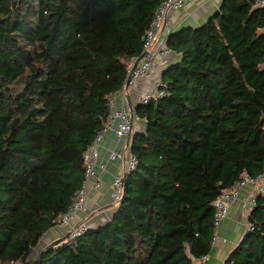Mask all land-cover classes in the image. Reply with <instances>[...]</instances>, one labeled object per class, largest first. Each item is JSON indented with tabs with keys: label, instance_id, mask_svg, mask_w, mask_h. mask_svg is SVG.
I'll list each match as a JSON object with an SVG mask.
<instances>
[{
	"label": "trees",
	"instance_id": "obj_1",
	"mask_svg": "<svg viewBox=\"0 0 264 264\" xmlns=\"http://www.w3.org/2000/svg\"><path fill=\"white\" fill-rule=\"evenodd\" d=\"M224 0L169 36L164 96L139 103V162L106 224L46 245L84 181V153L162 0H0V264H194L214 202L264 174V8ZM224 264H264V194Z\"/></svg>",
	"mask_w": 264,
	"mask_h": 264
},
{
	"label": "built area",
	"instance_id": "obj_2",
	"mask_svg": "<svg viewBox=\"0 0 264 264\" xmlns=\"http://www.w3.org/2000/svg\"><path fill=\"white\" fill-rule=\"evenodd\" d=\"M189 1L162 0L157 9L155 19L146 32L143 51L145 54L134 69V61L131 63L128 69L129 75H131L129 85L127 86L126 83L119 93L125 95L129 86L140 84L143 80L152 79L158 55H169L176 52L168 43L169 35L165 31V25L170 13L185 7ZM255 6L264 8V0H256ZM154 80L153 88L142 92L139 97V103H148L152 98L164 96L163 78L159 77ZM115 106L116 99L114 96L110 101L111 111L104 127L97 133L92 144L84 153V181L77 191L71 206L59 217V224L62 226L71 225L79 213L87 211L90 187L98 188L100 174L107 169L109 161L119 159L122 161L121 167L114 176L111 190L112 200L118 206L123 198L127 176L137 169L139 160L129 148L119 149L113 147L110 149L107 159L102 158L101 147L105 136L110 130L114 131L117 139H121L129 135L133 129L134 117L136 116L135 111L129 110L126 107L116 108ZM247 184L253 185L258 193L264 194V174L254 177L246 173L235 186L224 189L216 198L214 202L215 233L212 240L213 246L221 239L219 235L220 227L223 220L229 215L231 204L238 197L240 189ZM256 201V195L251 196L250 205L254 206L257 203ZM248 216V214L245 216L246 232L254 228ZM89 230L90 226L84 221L71 226L67 233L66 242H70L86 234ZM208 260L209 254L205 253L195 258L194 264H207Z\"/></svg>",
	"mask_w": 264,
	"mask_h": 264
},
{
	"label": "crops",
	"instance_id": "obj_3",
	"mask_svg": "<svg viewBox=\"0 0 264 264\" xmlns=\"http://www.w3.org/2000/svg\"><path fill=\"white\" fill-rule=\"evenodd\" d=\"M224 0H190L189 3L180 9L172 11L165 25V31L170 36L172 33L184 27H197L204 24L211 16L219 12ZM180 55L173 52L169 55H158L154 66V76L152 79L143 80L140 84L128 87L125 95L118 93L115 96L116 108L126 107L135 111L139 104V97L143 91L153 88L154 79L163 76L164 71L171 65L179 61ZM146 120L139 116L134 117V125L130 137L126 135L117 139L113 130L105 136L101 147L102 158L107 159L110 149H131L133 135L146 129ZM122 165V161H109L107 169L100 174L98 188H91L88 196L87 211L81 212L69 226L60 224L50 228L41 238L40 243L34 248L31 257H35L46 245L61 239L67 235L70 227L86 222L90 228H97L109 222L118 210V205L112 200L111 190L115 174ZM255 187L251 184L244 185L236 200L231 204L230 212L220 227L219 235L221 239L212 246L209 252L207 264H224L230 257L233 250L241 243L246 234L245 216L251 211V196L257 195Z\"/></svg>",
	"mask_w": 264,
	"mask_h": 264
},
{
	"label": "water",
	"instance_id": "obj_4",
	"mask_svg": "<svg viewBox=\"0 0 264 264\" xmlns=\"http://www.w3.org/2000/svg\"><path fill=\"white\" fill-rule=\"evenodd\" d=\"M145 52H143L140 56H138L137 58L134 59V65H133V69L137 66V64L140 62V60L142 59V57L144 56ZM130 76L128 77V82H127V86L129 85V80H130ZM131 132L129 133L128 137H130Z\"/></svg>",
	"mask_w": 264,
	"mask_h": 264
}]
</instances>
